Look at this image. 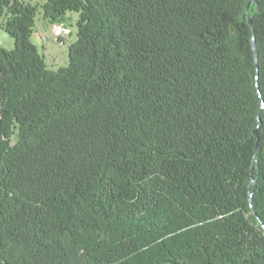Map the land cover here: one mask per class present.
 Instances as JSON below:
<instances>
[{
  "label": "trees",
  "instance_id": "trees-1",
  "mask_svg": "<svg viewBox=\"0 0 264 264\" xmlns=\"http://www.w3.org/2000/svg\"><path fill=\"white\" fill-rule=\"evenodd\" d=\"M77 14L68 64L32 38ZM0 264H264V0H0Z\"/></svg>",
  "mask_w": 264,
  "mask_h": 264
},
{
  "label": "rangeland",
  "instance_id": "rangeland-1",
  "mask_svg": "<svg viewBox=\"0 0 264 264\" xmlns=\"http://www.w3.org/2000/svg\"><path fill=\"white\" fill-rule=\"evenodd\" d=\"M31 2L40 7L47 0H22ZM77 14H70L64 24L52 25L44 19L42 9L36 18V32L32 38L34 44L38 46L39 52L45 57L48 67L57 70L68 64L69 47L77 39ZM0 45L7 49L14 48V40L0 28Z\"/></svg>",
  "mask_w": 264,
  "mask_h": 264
}]
</instances>
